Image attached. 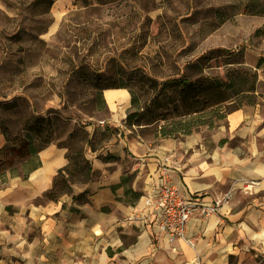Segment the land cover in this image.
Wrapping results in <instances>:
<instances>
[{
    "label": "crops",
    "instance_id": "1",
    "mask_svg": "<svg viewBox=\"0 0 264 264\" xmlns=\"http://www.w3.org/2000/svg\"><path fill=\"white\" fill-rule=\"evenodd\" d=\"M80 1L53 0L49 11L58 21ZM254 68L256 81H264V61ZM101 92L116 131L96 149L86 147L93 171L87 183L58 200L44 198L68 162L67 147L54 142L38 151L26 178L7 174L0 187V264H264V92L255 90L254 103L227 111L211 139L190 132L156 144L124 126L131 109L126 88ZM86 129L91 137V126ZM166 154L171 179L184 192L209 201L232 192L217 213L191 216L186 236L192 246L183 239L169 243L152 220L126 219L133 210L145 212ZM245 182H253L252 190L246 192ZM83 190V200L72 198Z\"/></svg>",
    "mask_w": 264,
    "mask_h": 264
},
{
    "label": "rangeland",
    "instance_id": "2",
    "mask_svg": "<svg viewBox=\"0 0 264 264\" xmlns=\"http://www.w3.org/2000/svg\"><path fill=\"white\" fill-rule=\"evenodd\" d=\"M49 6L50 0H0V101L16 104L0 110V120L10 131L50 112L51 142L85 152L86 128L93 144L105 142L103 129L116 131L104 87L123 81L137 93L141 75L157 83L201 76L221 81L228 101L197 115L171 110L165 121L129 130L153 144L183 140L185 132L211 139L228 110L257 100L240 89L264 92V81H254V67L264 61L256 54L264 52V0H81L58 21ZM14 90L20 93L12 96Z\"/></svg>",
    "mask_w": 264,
    "mask_h": 264
},
{
    "label": "trees",
    "instance_id": "3",
    "mask_svg": "<svg viewBox=\"0 0 264 264\" xmlns=\"http://www.w3.org/2000/svg\"><path fill=\"white\" fill-rule=\"evenodd\" d=\"M52 1L50 0V4ZM134 86L137 88V93L123 81L111 83L104 87L126 88L128 90L132 109L128 111L124 119V126L127 128L133 126L146 127L165 121L170 118L171 110L179 109L181 111L179 115L183 116L197 115L208 108L228 101L226 97H222L223 85L221 81L201 76L193 80L183 76L172 77L157 83V79L149 75H141L134 82ZM241 86H243V83ZM148 92L151 95L141 104V96L146 95ZM240 92L254 95L255 87L251 86L247 90L240 89ZM254 102L255 100H250L248 104ZM15 106V101H0V110L2 111H9ZM239 106L241 105L233 106L230 110ZM49 113L36 116L31 122L24 124L16 131L8 130L5 123L0 120V131L5 138V144L0 147V183L6 180L7 174L20 175L22 178H26L28 172L37 166L38 162L35 160L38 151L52 140L55 120ZM112 132V130L105 128L99 133V138L102 136L106 141ZM167 134L168 132L164 130L162 136H167ZM83 138L85 147L92 150L101 145V143L93 144V140H96L95 136L90 137L86 133ZM84 153L82 148H68L66 155L68 162L57 171L51 187L43 194L44 198L58 200L61 196L72 193L75 183L84 184L91 179L92 166ZM33 160L35 163L25 169L26 163ZM20 169L22 172H19ZM86 192V190H83L78 194H73L72 198L83 200Z\"/></svg>",
    "mask_w": 264,
    "mask_h": 264
},
{
    "label": "built area",
    "instance_id": "4",
    "mask_svg": "<svg viewBox=\"0 0 264 264\" xmlns=\"http://www.w3.org/2000/svg\"><path fill=\"white\" fill-rule=\"evenodd\" d=\"M157 171L160 174L158 183L150 188L145 212L133 210L126 219L132 223L152 220L156 230L169 243L183 239L192 246V241L186 236L191 216L198 212L200 217L206 218L217 213L223 204L229 202L232 192L228 190L210 201L198 193L184 192L171 179L172 166L169 155L161 157ZM245 183L246 192L252 190L253 182Z\"/></svg>",
    "mask_w": 264,
    "mask_h": 264
}]
</instances>
